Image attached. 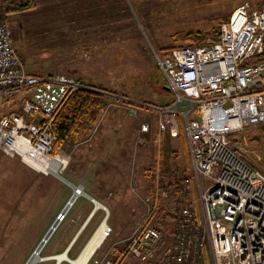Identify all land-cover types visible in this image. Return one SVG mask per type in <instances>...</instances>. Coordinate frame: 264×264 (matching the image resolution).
<instances>
[{
    "label": "rangeland",
    "instance_id": "1",
    "mask_svg": "<svg viewBox=\"0 0 264 264\" xmlns=\"http://www.w3.org/2000/svg\"><path fill=\"white\" fill-rule=\"evenodd\" d=\"M37 2L36 10L23 13H7L6 8H0L28 71L41 76L62 74L79 78L118 97L161 106L172 104L175 97L154 60L155 52L161 54L164 49L178 46L173 38L176 33L210 32L218 28L219 34L225 17L244 2L253 8L264 4V0ZM26 96L30 93L21 92L14 99L0 95V111ZM110 101L113 105L98 115L96 125H84L94 126V133L80 132L78 138L69 140L58 152L64 162L60 175L84 192L81 195L76 190L78 198L66 215L64 209L74 193L72 185L52 173H38L20 158L0 152V264H26L48 231L59 222L36 263L55 264L57 261L50 259L65 251L52 257L47 254L67 244L79 226L75 224L78 211L81 209L85 217L94 207L85 196L89 191L101 205L110 207L111 215L99 209L70 252L71 261L107 215V225L113 226L114 232L96 255L105 253L111 244L128 239L138 219L145 214L142 200L150 191L149 175L158 162L166 176L163 183L170 189L168 204L177 208L200 205V188L194 180L184 128L177 139L166 133L160 135L153 112L131 113L119 107L124 103ZM143 123L150 125L145 137L140 132ZM232 142L264 176V126L238 132ZM169 183L182 189H172ZM210 183L203 180V187ZM202 264H212V260Z\"/></svg>",
    "mask_w": 264,
    "mask_h": 264
},
{
    "label": "built area",
    "instance_id": "2",
    "mask_svg": "<svg viewBox=\"0 0 264 264\" xmlns=\"http://www.w3.org/2000/svg\"><path fill=\"white\" fill-rule=\"evenodd\" d=\"M3 15L0 95L30 96L22 100L19 113L0 118V152L49 175L50 166L43 165L60 158L58 153L52 155L56 120L80 91L122 102L114 105L131 113L153 112L160 135L177 139L181 128L185 130L200 205L168 204L170 189L161 182L158 162L155 181L143 199L146 210L141 222L128 239L96 255L113 232L107 215L102 221L105 238L85 264H202L209 259L212 264H264V176L232 142L236 133L264 126V4L238 5L220 25L218 36L202 46H174L167 57L154 53L175 97L163 106L118 97L66 75L28 72ZM140 132L145 137L149 123H143ZM37 155L43 163L35 160ZM205 179L211 182L206 188Z\"/></svg>",
    "mask_w": 264,
    "mask_h": 264
},
{
    "label": "trees",
    "instance_id": "3",
    "mask_svg": "<svg viewBox=\"0 0 264 264\" xmlns=\"http://www.w3.org/2000/svg\"><path fill=\"white\" fill-rule=\"evenodd\" d=\"M0 8H6L8 12L23 13L37 8V0H0ZM231 14H228L224 21H228ZM218 36V28L211 30L210 32H180L173 35L174 41L179 44L178 46H202L206 40L210 37ZM173 47L164 49L161 52L163 57H167ZM264 58H261L263 60ZM70 77V76H69ZM73 78V77H72ZM75 79V78H74ZM78 82L92 85L96 88V84L91 82H85L79 78H76ZM105 90H107L105 88ZM110 101L103 96L88 91H80L76 93L63 112L59 115L55 123V133L57 141L53 148L52 155H56L71 139L79 137L81 129L86 123L96 125L98 122V115L104 111L105 108L110 104ZM155 170L149 175L151 179V185L155 181ZM161 182H165L166 176L163 171L160 172ZM172 189H182L181 186H177L174 183L168 184ZM168 229V226H167Z\"/></svg>",
    "mask_w": 264,
    "mask_h": 264
},
{
    "label": "crops",
    "instance_id": "4",
    "mask_svg": "<svg viewBox=\"0 0 264 264\" xmlns=\"http://www.w3.org/2000/svg\"><path fill=\"white\" fill-rule=\"evenodd\" d=\"M37 7H38V2H37ZM36 10V9H35ZM28 72H30V71H28ZM30 73H32V74H36V75H39V74H37V73H34V72H30ZM170 90V89H169ZM21 92H18V93H16V94H20ZM16 94H15V96H16ZM15 96L12 98V99H14L15 98ZM24 98H22V100H23ZM22 100H19L17 103H15V104H13V105H10L9 107H5L6 109L4 110H2V108H1V111H0V118L2 117V116H4V115H8V114H12V113H19L20 112V107H21V103H22ZM19 103V104H18ZM96 127V126H95ZM92 128V125H87V126H84L82 129H81V133H84V132H95V128H94V126H93V128ZM103 131H105V129L103 130ZM93 132V133H94ZM93 137V136H92ZM91 137V138H92ZM87 194L88 195H90V196H94L93 195V193L92 192H87ZM95 194V193H94ZM88 199V198H87ZM95 199V198H94ZM97 199V200H96ZM95 200L96 201H98L99 199L98 198H96ZM143 201V200H142ZM112 205H113V203H112ZM92 206V205H91ZM95 206V205H94ZM106 207V209L110 212V215H111V210H110V207L109 206H105ZM142 207H143V205H142ZM93 209H94V207L92 206V209H91V211L84 217V215L80 212V210L78 211V215H77V217H75V224L76 225H79L78 226V228H77V230L73 233V235L71 236V238L68 240V242H67V244L63 247V248H61V250H59V251H57V252H53V253H49V254H47L48 255V257H52V256H55V255H58V254H61V253H63L64 251H66L67 250V248L69 247V245L74 241V239H75V243L72 245V247H71V249H70V251H69V253H68V256H67V258L68 259H70L69 258V254H70V252H72L73 250H74V248H75V246H76V244H77V242H78V240L81 238V236L85 233V231L87 230V228L90 226V224L94 221V219L96 218V216H97V212L99 211H96L95 213H94V215H92V212H93ZM143 209V208H142ZM143 216H144V214L140 217V219H138V221L136 222V224L134 225L135 227L141 222V220H142V218H143ZM82 227H84V229L81 231V233L79 234V236L77 237V235H78V233H79V231L82 229ZM100 227V224H98L97 225V227L94 229V231L92 232V234L89 236V238L87 239V241L85 242V244L83 245V247L81 248V250L79 251V253L76 255V257H73L75 260L76 259H78L79 257H80V255H81V253L83 252V250L86 248V245H88V243L90 242V240L92 239V237L94 236V233L97 231V229ZM112 227V229H113V232H114V228H113V226H111ZM135 227H134V229H135ZM133 229V230H134ZM132 230V231H133ZM132 231H131V233H132ZM131 233H130V235H131ZM129 235V236H130ZM128 236V237H129ZM64 254H66L65 252L63 253V255ZM62 255V254H61ZM61 255H59V256H61ZM56 257H58V256H56ZM55 258V257H54ZM53 259V258H52ZM71 260V259H70ZM75 260H73V261H75ZM53 261H55V260H53ZM65 262V261H64ZM53 264H54V262H53ZM56 264V263H55Z\"/></svg>",
    "mask_w": 264,
    "mask_h": 264
},
{
    "label": "bare ground",
    "instance_id": "5",
    "mask_svg": "<svg viewBox=\"0 0 264 264\" xmlns=\"http://www.w3.org/2000/svg\"><path fill=\"white\" fill-rule=\"evenodd\" d=\"M35 160H37L38 162H41V163L44 162L43 159L40 156H38V155L35 157ZM45 165L46 166H50V168L48 170H51L52 174L58 176V175H60V172H57V168L62 166V165H64V162H62V160L58 158L55 161H53V163L46 161V164H44L43 166H45ZM74 190H75L74 199L72 200L71 204L69 206H67V208L64 210V214L65 215L70 210L72 205L74 204L73 202H75L76 199L78 198V194L76 193V190H79L78 193L81 194V195L84 193L82 191V188H77V189H74ZM85 196L87 197V195H85ZM105 229H106V224L103 223L100 226V228L97 230V232L95 233L94 237L90 240V242L88 243L86 248L83 250V252L80 255V257L78 259H76L75 261H71L70 259H68L67 258L68 255L67 254H64V255L62 254L61 256H58V258H53V259L51 258L50 260H55V261H58V262H61V263L64 262V261H67V262H69L71 264H85L90 259V257L94 254L95 250L103 242V240L105 238ZM55 230H54V232H55ZM47 243H48V241L41 243V246L37 250V253L32 256V259L29 262V264H36L37 262H39V260L41 259V257H40L41 251H42V249L44 248V246Z\"/></svg>",
    "mask_w": 264,
    "mask_h": 264
},
{
    "label": "water",
    "instance_id": "6",
    "mask_svg": "<svg viewBox=\"0 0 264 264\" xmlns=\"http://www.w3.org/2000/svg\"><path fill=\"white\" fill-rule=\"evenodd\" d=\"M168 88V87H167ZM169 89V88H168ZM58 178H60V179H62L63 181H65L66 183H68V185H72L69 181H67L66 179H64L61 175H58L57 176ZM72 187L74 188V189H77L78 187H76V186H73L72 185ZM81 188V187H80ZM85 195H87V197L90 199V200H92V202L94 203V209H93V212H92V215H94V213L96 212V211H98L100 208H103V209H105L106 210V207L104 206V205H101L98 201H96L94 198H92L91 196H89L88 194H85ZM74 196H75V190H74V193H73V195H72V198L70 199V201L68 202V204L66 205V207H65V209L67 208V206H69L70 204H71V202H72V200L74 199ZM77 200V199H76ZM74 203V202H73ZM97 204V205H96ZM64 209V210H65ZM62 218H63V215L61 216ZM61 217H60V220H61ZM108 219V216L105 218V221ZM59 225V222H56L53 226H52V228L48 231V233L46 234V236H45V238H44V240L42 241V243L43 242H46V241H48L49 239H50V237L52 236V234H53V232H54V230L57 228V226ZM84 229V227H82V229L79 231V233H78V235H77V237L79 236V234L81 233V231ZM47 238V239H46ZM75 243V239H74V241L69 245V247L67 248V250H66V254L68 255V253H69V251H70V249H71V247H72V245ZM40 246H41V244H40ZM39 246V247H40ZM39 247H38V249H39ZM37 249V250H38ZM37 253V252H36ZM35 253V254H36ZM32 258V257H31ZM31 258L28 260V262L26 263V264H29V262L31 261ZM56 264H61V262H58L57 261V263Z\"/></svg>",
    "mask_w": 264,
    "mask_h": 264
}]
</instances>
